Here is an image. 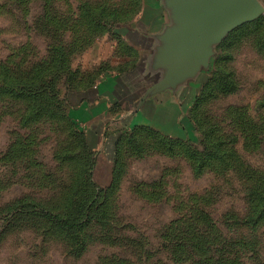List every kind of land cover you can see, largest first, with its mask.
I'll return each instance as SVG.
<instances>
[{
    "label": "rangeland",
    "instance_id": "374dc122",
    "mask_svg": "<svg viewBox=\"0 0 264 264\" xmlns=\"http://www.w3.org/2000/svg\"><path fill=\"white\" fill-rule=\"evenodd\" d=\"M143 2L0 0V62L27 70L34 63L50 62L54 47L63 46L72 72L58 83L61 97L69 86L96 84L126 68L122 59L134 50L117 25L127 24L126 37L134 32ZM149 2L141 17L149 20L154 33L165 17L150 24L157 2ZM104 5L111 11L102 9ZM95 15L102 24L93 23ZM249 27L224 49L222 40L208 69L172 94V102H182L177 122L169 114L154 118L166 131L207 145L202 138L208 132L189 119V109L201 83L207 78L215 83L216 70L226 66L236 87L214 88L199 107L208 123L218 124L216 135L228 141L226 160H212L196 173L187 151H170L169 141L138 131L121 146L123 172L110 211L102 222L87 226L81 254L71 253L64 236L47 234L42 221L28 218L31 207L23 208V214L7 212L24 197L54 209L63 202L74 163L61 155L81 151L64 117L67 109L56 108L54 117L21 125L25 104L0 97V264H264V18ZM228 55L231 59L224 61ZM124 121L127 127L132 122ZM98 135H89L97 157L93 177L105 187L112 181L115 137L103 148Z\"/></svg>",
    "mask_w": 264,
    "mask_h": 264
},
{
    "label": "trees",
    "instance_id": "16d2710c",
    "mask_svg": "<svg viewBox=\"0 0 264 264\" xmlns=\"http://www.w3.org/2000/svg\"><path fill=\"white\" fill-rule=\"evenodd\" d=\"M141 2V1H140ZM85 6L92 10V6L85 2ZM144 2L142 3L143 8ZM47 6V5H46ZM139 8V11H142ZM105 11H111L107 6H103ZM115 10V9H113ZM116 11V10H115ZM117 13V11H116ZM246 22L235 28L224 39L222 49L229 44L235 43L237 40L246 35L250 25L257 24L260 19ZM94 24H102V21L97 19V16H92ZM104 22V21H103ZM113 22V21H112ZM261 22V21H260ZM106 23V22H104ZM127 24H118L117 29L120 34L125 37V30ZM128 46L134 52H129V59L125 62L126 68L120 70L125 71L134 68L139 56V49L129 39H125ZM55 52L50 55V62L34 63L30 69L16 71L11 66L0 62V97L13 98L16 101H22L25 104V111L21 116L20 124L28 125L41 119H49L58 115L56 108L66 111V119L72 124L75 134L79 138V145L81 151H66L62 156L65 160H70L74 164L72 166V173L68 187H66L63 194V202L54 209L45 202L33 200L31 198H20L9 205L7 212L23 214L26 207H31L26 214L30 219H39L46 228V233L49 232L64 236L70 244L71 253H82L86 247L88 240L87 226L93 222H102V217H106L110 211L109 201L111 195L114 193L119 184L123 172L121 159V146L124 142L133 140L136 133L144 130L147 134L158 136L164 142L169 141L170 151L188 152L190 158L194 161L196 173L202 171L205 164L210 161H225L226 155L230 154L225 145L228 143L220 135H216L218 124L208 123L207 118L203 116L202 112L199 114V107L202 101L206 98L207 92H212L214 88H219L222 91L232 90L235 79L231 75V70L226 66L219 67L216 70L215 83L208 81V78L203 81L197 91L194 101L189 109V118L198 127V122L201 123L207 130V138H202V143L207 145H194L190 138L171 137L158 129L151 126H134L129 131L116 130L117 133L114 140V155L112 165V181L109 185L102 187L98 185L93 177L94 168L96 167L97 157L95 151L90 144L89 135L82 129L79 124L72 118L70 111L72 108L69 93L72 91H81L91 88L95 84L85 86H69L68 93L61 97L58 83L62 76L72 72L68 65V57L66 48L63 46L54 47ZM128 55V54H127ZM222 59L229 60L231 55L222 57ZM52 63V65H50ZM56 67V69L54 67ZM236 87V86H234ZM204 122V123H203ZM212 142H211V141ZM227 153V154H226ZM80 253V254H81Z\"/></svg>",
    "mask_w": 264,
    "mask_h": 264
},
{
    "label": "crops",
    "instance_id": "0c3cea01",
    "mask_svg": "<svg viewBox=\"0 0 264 264\" xmlns=\"http://www.w3.org/2000/svg\"><path fill=\"white\" fill-rule=\"evenodd\" d=\"M148 1H151L149 4L157 2L155 4L157 5V10L150 18V24L162 17L166 19L160 20L161 27L152 33L150 28H148L149 23L147 21L149 22V20L144 18V16L141 17L147 5V0H144V7L139 16L140 20L138 19L136 30L130 33L128 37L125 36L139 49V56L135 67L125 71L111 72L91 88L69 93L72 105L70 111L72 118L84 125V130L88 135L94 136L99 131L98 146H103V148L107 144L110 145L111 138L113 136L116 137L119 131L117 133L113 132L120 129L126 131L134 126H151L171 137L185 138L157 126L155 119L161 117L164 119L169 114V116H174L177 122L179 115L177 107H180L182 102L177 99L172 102V94H176L185 86L192 83L205 70H202L196 78L187 81L179 88H168L146 95L147 91L156 83L162 73L161 69L152 66L153 49L158 41L157 35L171 23V16L163 0ZM260 1L264 5V0ZM149 34L153 35V40H150ZM135 37L139 38L138 40L142 43L136 41ZM128 59L124 57L122 61L126 62ZM166 111L168 112L166 113ZM127 118L132 121L130 122L131 127L125 125L126 121L124 119ZM99 127L100 130L98 129ZM111 146H113L112 151L114 153V141L113 144L111 143Z\"/></svg>",
    "mask_w": 264,
    "mask_h": 264
},
{
    "label": "water",
    "instance_id": "95a60500",
    "mask_svg": "<svg viewBox=\"0 0 264 264\" xmlns=\"http://www.w3.org/2000/svg\"><path fill=\"white\" fill-rule=\"evenodd\" d=\"M171 23L157 35L152 66L162 73L146 95L179 88L207 70L215 47L234 28L264 13L260 0H163Z\"/></svg>",
    "mask_w": 264,
    "mask_h": 264
}]
</instances>
